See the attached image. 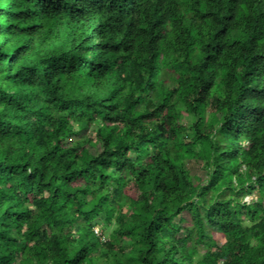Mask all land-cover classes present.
I'll list each match as a JSON object with an SVG mask.
<instances>
[{
  "label": "clouds",
  "instance_id": "clouds-1",
  "mask_svg": "<svg viewBox=\"0 0 264 264\" xmlns=\"http://www.w3.org/2000/svg\"><path fill=\"white\" fill-rule=\"evenodd\" d=\"M61 3L64 5L62 11L58 15L52 14L56 16L57 21L66 19L69 13L73 15V6L85 9L88 7L87 0H61ZM158 3L159 0H141L140 8L148 17L144 22L145 25L150 24L154 19L163 18L160 29L166 30L165 50H172L175 56V59H171L170 56L167 64L156 57L153 59L156 53L161 52L160 47L150 45L151 36L142 34L137 29L131 35L105 29L103 35H97L87 42L96 46L88 51L85 44H80L83 37L79 25L70 23L69 27L76 39L69 41L72 50L64 56V59L56 62L45 61L39 76L25 68L21 69L20 75L14 78L20 85L19 96H38L39 103L59 96V99L50 104L49 108L52 116L63 118L64 113L57 111L58 106L69 96L73 100L84 99V97L82 93L77 95L75 92L65 93L61 90L58 81L67 78L60 73L72 71V66L75 65L77 79L89 83L91 72L95 77L93 82L101 86L102 91V86L111 81V77L106 76L108 66L113 61H118L114 65V69L118 71L123 63L121 57L128 55L121 52H106L103 50V45L105 43L111 45L122 40V48L132 46L129 54L134 60L141 62L146 70L151 67L150 82H154L156 87L163 88V95L167 96L166 100L162 97L157 98L155 92L148 94L147 90L133 91L130 94L125 87L122 92L115 94L113 99L94 103V98L100 93L90 87L83 104L69 105L75 112H82L86 105H91L88 116L98 111L97 122L103 120L105 116L117 117L115 124L118 126L115 132L111 133L112 139L119 135L126 125L132 127L134 133L142 131L146 140L151 135L156 136L157 139L154 142L140 143L137 136L132 142V149L139 150L130 149L125 155L113 156L107 155L110 149L103 146V138L97 141L95 148L87 138L74 141L86 146L88 151L99 156L100 160H110L113 163L107 169L109 179L103 183L102 188L100 174L105 171V168L89 167V177H95L92 179L89 191L96 192L100 189L98 196L109 197L108 202L97 209L99 215H93L87 222L81 218V224L65 225V227L72 228L73 231L69 235L74 234L78 240H82L94 256L109 244L116 245V251L119 252L124 241L132 239L133 249L151 248L144 264H150L159 258H164V264H241L242 260L253 261L257 256L264 259V186L257 185V177L262 175L260 168L264 166V153L253 152L249 157L252 160L250 170L237 172L235 175H229V172L225 171L228 167L229 154L239 155L243 159L250 150L245 148L246 145L256 142L264 144V91H260L264 89V72L257 70L251 76L242 75L245 69L252 71V68L248 67V61L252 57H264V27L258 26L264 24V16H262L264 0H242L237 10L239 14L231 20L226 19L232 14L229 12L232 8L230 0H216L215 4L210 6L211 11L216 13L215 22L210 26L200 19L192 0H184L183 3H179L178 0H164V4L157 10ZM49 12L51 13V10ZM174 22L175 28H173ZM185 22L189 29L194 28L200 32L202 39L199 47L193 44L187 33L180 35ZM124 27L127 30V25ZM222 27H227L232 34H239L236 38L243 42L242 45L233 47L232 41L223 33L213 39L212 33L218 32ZM17 31L13 30L14 36ZM168 31L172 32V37L179 36V41L168 37ZM84 35H87V31H84ZM3 39L0 37V41ZM14 42L10 39L8 47H12ZM78 44L80 46L77 48ZM206 44H219L224 51L220 57H216L211 49L204 48ZM137 46L138 51L135 50ZM209 54L216 58L214 61L205 62L203 57ZM81 57L94 63L88 67L87 64L82 63ZM239 60L244 61V66L237 68L236 62ZM14 66L15 62L13 65H7L5 58H0V77ZM170 69L174 71L170 73ZM225 69L228 72L227 76L224 74ZM238 73L241 75L237 80L235 77ZM120 74L123 75V73ZM25 81L34 86L26 88ZM212 83L215 84L217 91V99L214 100L209 99L207 92L203 90ZM179 88L184 89L182 94L171 91ZM103 94L107 95L106 92ZM233 96L236 98L235 101L232 99ZM36 103L34 99L29 107ZM161 103L164 104V108L157 111V105ZM106 104H116L117 107L114 110L105 107ZM3 107V104H0V109ZM145 111L152 113V117L145 120L138 119L139 114ZM213 114L214 119H212ZM36 119L33 117L31 123L36 122ZM161 132L163 135H160ZM177 136L180 141L188 143L190 147L195 144L198 149L195 154L197 159L200 157L199 149H207V165L205 167L203 162L199 164L191 184L181 186L177 181L176 186L171 187L172 179L178 175L179 170L170 169L158 159L157 154L166 152L169 158L175 156ZM100 152H104L105 155L100 156ZM137 157L140 159L137 160ZM124 161L136 165L137 172L158 163L163 169L161 179L167 177L169 185L168 187L161 185L164 192L163 202L159 206V211L153 210L154 222L151 228H148L140 218L133 219L130 215L122 218L121 231L125 224L137 225L134 229L135 235L132 237L120 236L113 232V229L117 227L113 210H118L121 200L127 199L123 196L122 189L120 196H116L114 190L121 185H127L128 173L133 171L126 166L123 177L121 172L116 171L118 166L116 162ZM4 163H8L7 159ZM31 171L32 168L29 167L28 172ZM60 171L62 169L58 170L57 174ZM213 171L224 172L225 181L215 191H209L203 188V185L208 184ZM185 175L190 174L185 172ZM197 176L203 179H198ZM249 185L257 186L253 189ZM92 199L91 196L78 197L76 206L83 205L84 209L88 210L93 206ZM152 200L153 197H149L147 203L151 205ZM96 202L99 203L98 200ZM127 203L131 204L133 201L127 200ZM137 203L142 205L144 202L137 201ZM214 207L219 208L220 213L209 215ZM250 210L255 211L254 218ZM75 216L80 217V213H75ZM108 217H111L110 221ZM28 224H33V221H29ZM89 224H95L96 227L89 228ZM81 230L84 232L83 236H81ZM32 231H35V227L29 228V233ZM97 232L102 234L106 232L110 235L97 236ZM0 233L16 238L15 243L0 239V258H8L6 261L0 259V264L5 262L6 264H25V256L21 252L24 242L29 240L32 244H36L40 239L39 237L32 239L23 230L18 231L15 224L9 229L0 227ZM40 247L51 254L52 250L47 240L41 241ZM63 249V255L58 257L61 264L73 250L71 241L66 239ZM133 249L124 248V252L128 253ZM33 250L38 251L39 248ZM140 255L143 258L145 253L141 252ZM81 264L84 262L82 261Z\"/></svg>",
  "mask_w": 264,
  "mask_h": 264
},
{
  "label": "trees",
  "instance_id": "trees-1",
  "mask_svg": "<svg viewBox=\"0 0 264 264\" xmlns=\"http://www.w3.org/2000/svg\"><path fill=\"white\" fill-rule=\"evenodd\" d=\"M178 2L183 3L184 0H178ZM192 2L196 13L206 25L210 26L215 22L216 13L211 11L210 6L214 5L216 0H192ZM230 3L232 8L229 9V12L233 15L230 14L226 17L228 20L239 14L237 10L242 0H230ZM87 4V9L73 6V15L69 13L66 19L57 21L56 16L52 14L58 15L64 8L61 0H0V37L4 38L0 41V58H5L7 65H13L15 62V66L0 77V104L4 106L0 109V227L9 229L15 224L18 231L23 230L32 239L40 238L36 244H32L29 240L24 242L21 252L25 256V264H61L58 257L64 253L63 245L66 239L71 241L73 250L63 259V264H81L82 261L84 264H144V260L151 252V248L146 250L133 249V240L128 239L124 241L126 244L123 243L119 252L116 251V245L109 244L94 256L82 240H78L74 234L69 235L73 229L65 227V225L81 224V218L87 222L92 219L93 215H99L97 209L107 203L109 197L98 196L97 193L100 189H97L96 192L89 191L92 186V179L95 178L89 177V167L105 168V171L100 174L102 188L103 183L109 179L107 169L113 163L110 160H100V157L91 154L86 146H82L78 142L74 143V141L87 138L91 141L92 147L95 148L97 141L103 138V146L110 149L107 155L113 156L129 153V150L132 149V142L136 140L137 136L140 143L154 142L157 139L156 136L151 135L146 140L142 131L134 133L132 127L127 125L121 129L119 135L112 139L111 133L115 132L118 126L115 124L117 117L105 116L103 120L97 122L98 111H94L91 116H88V109L91 105H86L82 112L73 111L69 105L72 103L83 104L84 99H87L90 87L100 93L94 98V103L113 99V96L122 92L125 87L130 94L133 91L144 92L147 90L148 94L155 92L157 98L162 97L166 100L167 96L163 95L164 89L156 87L154 82H150L151 67L146 70L141 62L134 60L129 54L132 46L122 48V40L111 45L105 43L103 45L104 51L121 52L128 55L121 57L123 63L118 71L114 69V65L118 61H113L108 66L106 76L111 77V81L102 86V91L101 86L93 82L95 77L92 76L91 72L89 73V83L76 78L75 65L72 66V71L61 72L60 75L67 78L58 81L61 90L65 93L75 92L77 95L82 93L84 97L80 100H73L70 96L66 98L57 108L58 112L64 113L63 118L52 116L49 108V105L59 99V96H55L44 103L38 102V96H19L20 85L14 79L20 75L21 69L26 68L39 76L45 61L56 62L64 59V56L72 50L69 41L76 39L69 27L70 23L79 25L83 37L80 44H85L88 51L96 46L87 42L97 35H103L105 29L124 32L126 35H131L137 29L140 33L151 36L150 45L160 47L161 52L156 53L153 59L156 57L165 64L169 62L170 56L171 59H175L172 50H165L164 33L166 30L160 29L163 18L154 19L150 24L145 25L144 22L148 17L140 8L141 0H87ZM163 4L164 0H159L157 10ZM125 25H127V30ZM175 26L174 22L173 28ZM258 26L264 27V24ZM14 29L18 30L15 36L13 35ZM158 29L160 30L158 31ZM84 31H87V35H84ZM185 33L196 47L200 46L199 42L202 39L200 32L194 28L189 29L187 22H185V27L180 35ZM221 33L232 41L233 47L242 45L243 42L236 38L239 34L230 33L227 27H222L218 32H213V39ZM167 36L179 41V36L172 37L171 31H168ZM10 39L15 41L12 47H8ZM79 46L78 44L77 48ZM204 48L211 49L216 57H220L224 51L219 44H206ZM135 50L138 51V46ZM21 53H23L22 56ZM216 57L209 54L205 55L203 60L205 62L214 61ZM80 60L88 67L94 63L83 57ZM242 66H244L243 60L236 62L237 68ZM248 67H251L252 71L245 69L242 75L251 76L257 70L264 72V57H252L248 61ZM172 71L174 70H169L170 73ZM224 74L225 76L228 75L227 69L224 70ZM217 75L219 76V73ZM240 75L238 73L235 78L238 80ZM117 83H119V87H117ZM177 83H179L178 79ZM24 86L31 88L34 85L25 81ZM203 90L207 92L209 99H217L214 83ZM171 91L182 94L184 89H172ZM260 91H264V89ZM104 92L107 95H104ZM219 95L222 96L223 93H219ZM34 99L37 103L29 107ZM232 99L235 101V96ZM105 107L115 110L117 105L106 104ZM162 108H164L163 103L157 105L156 110ZM225 111H227L226 107ZM152 115V113L145 111L139 114L138 119L145 120ZM33 117L37 119L36 122L31 123ZM214 118L213 114L212 119ZM62 120L63 123H61ZM89 131H93L94 138L87 135ZM160 135H163V132ZM176 139L175 156L169 158L166 152L157 154L158 159L168 165L170 169L179 170L178 175L172 179L171 187H175L177 181L181 186L191 184L193 175L189 173L186 161L203 162L205 167L207 165V149H199L200 157L197 159L195 154L198 149L195 144L190 147L188 143L180 141L178 136ZM245 148L250 150L243 159L239 155L229 154L228 167L225 169L229 175L250 170L252 160L249 157L252 156L253 152L264 153V144L258 142L246 145ZM104 155V152H100V156ZM5 159L8 161L6 164L4 163ZM136 159L139 160L140 158L137 157ZM97 162L99 163L97 164ZM116 163L118 164L116 171L121 172L122 177L126 166L132 168L133 171L128 173L129 183L114 190L115 195L120 196L122 189L123 196L127 199H122L119 209L113 210V215L117 219V227L113 229V232L120 236L132 237L135 235L134 229L137 225L125 224L121 231L122 218L129 215L133 219L140 218L148 228H151L154 222L152 220L153 210L159 211V206L163 202L164 192L161 185L163 184L165 187L169 185L167 184V177L161 179L163 169L158 163L138 172L135 170L136 165L128 164V161ZM29 167L32 168L31 172H28ZM60 169L62 171L57 174ZM260 170L262 175L257 177V185L264 186V166H261ZM185 172L190 175H185ZM196 178L203 179L200 176ZM224 181V172L213 171L208 184L203 185V188L215 191ZM117 183L119 184L120 181L118 180ZM257 185H249V187L254 189ZM89 196L93 198L91 201L93 206L90 209L85 210L83 205L76 206L78 197L87 198ZM149 197H153L151 205L147 203ZM97 200L99 203L96 202ZM127 200H131L133 203L129 204ZM137 201L144 203L141 205ZM253 201L255 202V197H253ZM220 211L219 208L214 207L210 210L209 215L219 214ZM77 212L80 213V217L75 216ZM251 215L254 218L255 211H251ZM107 219L110 221L111 217ZM29 221H33V224H28ZM88 226L89 228L96 227L95 224ZM32 227H35V231L29 233V228ZM83 235L84 232L81 230V236ZM108 235L110 234L108 233ZM0 239L10 243L16 242L15 237L6 236L4 233H0ZM44 240L49 242L51 254L46 253L40 247L41 241ZM36 248L39 250L34 251L33 249ZM124 248L133 250L125 253ZM141 252L145 253L143 258H141ZM0 259L6 261L8 258ZM150 264H164V258H159ZM241 264H264V259L257 256L253 261L242 260Z\"/></svg>",
  "mask_w": 264,
  "mask_h": 264
},
{
  "label": "rangeland",
  "instance_id": "rangeland-1",
  "mask_svg": "<svg viewBox=\"0 0 264 264\" xmlns=\"http://www.w3.org/2000/svg\"><path fill=\"white\" fill-rule=\"evenodd\" d=\"M87 135H88L89 137L94 138L93 131H89ZM199 164H200V163H194V162H191V161H186V166H187V168L189 169L188 171H189V173H190L191 175H193V176L196 175V170H197V168L199 167ZM105 235H108V233L105 232ZM124 244H126V242H125Z\"/></svg>",
  "mask_w": 264,
  "mask_h": 264
},
{
  "label": "built area",
  "instance_id": "built-area-1",
  "mask_svg": "<svg viewBox=\"0 0 264 264\" xmlns=\"http://www.w3.org/2000/svg\"><path fill=\"white\" fill-rule=\"evenodd\" d=\"M96 234L99 235V236H100V235H103L101 232H97Z\"/></svg>",
  "mask_w": 264,
  "mask_h": 264
}]
</instances>
